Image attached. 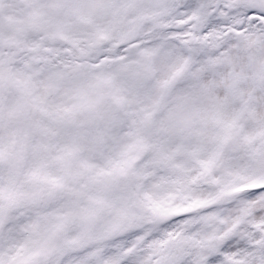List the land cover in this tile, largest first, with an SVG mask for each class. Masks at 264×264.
<instances>
[{
    "label": "snow or ice",
    "instance_id": "obj_1",
    "mask_svg": "<svg viewBox=\"0 0 264 264\" xmlns=\"http://www.w3.org/2000/svg\"><path fill=\"white\" fill-rule=\"evenodd\" d=\"M0 264H264V0H0Z\"/></svg>",
    "mask_w": 264,
    "mask_h": 264
}]
</instances>
